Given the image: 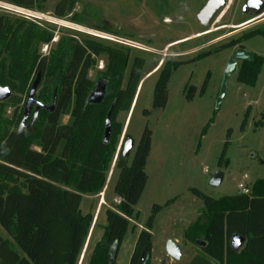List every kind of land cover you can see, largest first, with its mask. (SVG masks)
Returning a JSON list of instances; mask_svg holds the SVG:
<instances>
[{"label":"trees","instance_id":"16d2710c","mask_svg":"<svg viewBox=\"0 0 264 264\" xmlns=\"http://www.w3.org/2000/svg\"><path fill=\"white\" fill-rule=\"evenodd\" d=\"M0 1L22 10L43 12L48 0ZM74 5L73 0H59L54 17L64 19L72 14ZM71 20L81 23L73 14ZM81 36L61 37L47 55H42V47L52 44L51 29L0 15V87L12 92L10 100L0 102V264H78L90 239L94 212L83 215L81 201L100 195L106 186L123 129L118 117L131 109L145 61L131 57V50L119 44L83 33ZM255 37L264 38V31L243 33L222 49ZM99 58L104 59L105 66L96 72L93 81L89 74L96 70ZM181 64L170 60L161 64L153 89L154 110L165 108L167 84ZM262 64L264 59L258 56L251 62L244 61L237 81L253 87ZM38 73L41 83L35 99L54 108L51 113L42 109L32 128L19 136V116L7 119L5 109L25 104ZM99 81L106 84L103 102L86 104ZM187 91L191 99L195 89ZM112 107V133L104 145L105 119ZM64 117L68 118L66 123H62ZM150 138L151 132L145 128L130 165L119 152L113 188L119 202L105 210L103 234L84 257L85 264H115L146 185L144 168ZM191 194L201 201L207 221L193 223L184 233L186 241L199 249L188 264H264V180L255 182L249 195L215 200L197 190H191ZM161 209L153 207L128 264H138L144 249L151 252L154 217ZM233 235L245 239L239 253L230 249Z\"/></svg>","mask_w":264,"mask_h":264},{"label":"rangeland","instance_id":"374dc122","mask_svg":"<svg viewBox=\"0 0 264 264\" xmlns=\"http://www.w3.org/2000/svg\"><path fill=\"white\" fill-rule=\"evenodd\" d=\"M58 1L48 0L43 12L31 11L39 20L14 14L2 1L0 15L26 19L51 29L52 44L42 47V55H47L59 38L80 39L81 34L88 31L111 37L130 49L131 57L143 58V77L154 73L163 62L183 63L169 79L164 109L152 108L156 73L143 81L137 104L130 113L128 136L133 149L128 164L145 128L151 132L150 151L144 168L146 185L134 207V216L115 264H128L138 234L151 217L154 206L162 209L154 217L150 263L188 264L199 249L186 241L184 233L193 223L207 221L201 201L191 190L217 200L238 195L239 184L250 189L255 182L264 180V64L253 87L240 84L236 75L230 77L217 108L229 58L244 51L264 59V38L255 37L233 48L222 47L243 33L255 29L264 31V12L244 15L241 9L248 0H227L225 9L204 28L197 21V15L208 0H73L72 14L81 22L75 23L71 20L72 14L64 19L54 17L53 9ZM203 53L210 54L200 57ZM130 64L131 61L127 72ZM104 66V59L99 58L96 70L89 74L90 79L96 81V72H101ZM190 87L195 92L188 99ZM23 105L18 109L7 107L5 118L11 119L15 114L20 123ZM125 117L126 114H120L118 121L123 124ZM66 122L67 117H64L62 123ZM216 173H221L223 179L214 187L211 179ZM117 177L118 171L111 166L108 179L111 178L112 183L103 209L114 207L113 188ZM101 196L95 200L83 197L81 213L94 212ZM104 213L102 210L96 218L91 250L103 234ZM174 239L181 242L184 251L180 262L172 261L164 252L166 242ZM86 254L84 247L78 264H85Z\"/></svg>","mask_w":264,"mask_h":264},{"label":"water","instance_id":"95a60500","mask_svg":"<svg viewBox=\"0 0 264 264\" xmlns=\"http://www.w3.org/2000/svg\"><path fill=\"white\" fill-rule=\"evenodd\" d=\"M226 0H208V2L205 4L204 8L200 11V13L197 15V20L200 23V25L204 28H208L213 19L225 9L226 7ZM247 6L254 10L256 15H260L262 12H264V3L259 2L257 0H249L247 2ZM255 58V55L244 52V51H238L235 53L234 56H231L226 64L224 74H223V80L221 85V90L218 96L217 101V108L219 107L224 93H225V87L226 82L228 79L232 76H234L237 72V62L241 61H248L251 62ZM41 83V74L38 73L30 87V90L28 92L25 104H24V112L23 116L21 118V121L19 123L17 134L20 136L25 130L31 129L34 123L36 122L39 112L42 109H45L48 112H52L54 105L51 106H44L40 102H38L35 99V96L37 94V91L39 89ZM106 96V84L103 82H97L95 84L94 89L89 94L86 100V104L89 105H99L103 102L104 98ZM12 97V92L7 87H0V102H7ZM113 113V107L109 110L107 117L105 119L104 124V133H103V144L107 145L111 133H112V125H111V117ZM133 149V142L129 136H126L120 147V157L124 159H128L131 151ZM223 179V175L221 173H216L213 178L211 179V185L214 187H217L221 184ZM198 245L204 246V244L197 242ZM245 244V239L238 235H233L230 238V249L234 253H239L243 246ZM115 246L111 250V253L114 251ZM165 253L168 258H170L172 261L180 262L183 258V250L179 243L169 240L166 242L165 245ZM150 260V250L144 249L142 254L140 255L138 264H148ZM113 260H111L112 262Z\"/></svg>","mask_w":264,"mask_h":264},{"label":"crops","instance_id":"0c3cea01","mask_svg":"<svg viewBox=\"0 0 264 264\" xmlns=\"http://www.w3.org/2000/svg\"><path fill=\"white\" fill-rule=\"evenodd\" d=\"M159 68H160V67H159ZM158 70H159V69H158ZM156 73H157V71L154 72V73H153V72H152V73H149V74L145 75V77L142 76V80H141V82H140V84H139V87H138V89H137V92H136V95H135V98H134L133 104H132V106H131V109H130L129 113L126 114V117H125L124 123L122 124V123L119 121V122L123 125V129H122V134H121V137H120V140H119L118 146H117V150H116V153H115V157H114V160H113V164H112V168H113V169H114V163H115V161H116V159H117V156H118V154H119V152H120V147H121L120 145H121L123 139H124L126 136H128V129H129V125H130V123L128 124V121H129L130 113H131L132 108H133V106L135 105V103L137 104V100H138L139 92H140V90H141L142 83H143V81H144L146 78L152 76L153 74L155 75ZM67 120H68V118H67ZM113 172H114V171H113ZM113 172H112V174H113ZM111 178H112V177H111ZM111 178L107 179L106 186H105L103 192L101 193V194H102V196H101V202H100V203L98 204V206H97V201H96V204H95V207H94V210H93V211H94V214H96V216H95V218L93 219V224H92V227H91V230H90V233H89L90 239L87 240L86 245H85V250H86L87 254L91 251L90 244H91V241H92L93 235H94V233H95V228H96V222H97V219H98L99 216L101 215L102 210H106V209H108V207H107L106 209H103L102 206H104L103 204H105V199H106V196H107L108 191H109V186H110V184L112 183V182H111ZM87 198H89V199H91V200H95L96 198H98V196H96V197H87ZM118 201H119V200L114 196V204H117ZM96 218H97V219H96ZM152 236H153V235H152ZM174 241L177 242V243H179V244L181 245V242H180L178 239H174ZM182 250H183V248H182ZM88 251H89V252H88ZM164 252H165V251H164ZM195 254H196V253H195ZM195 254H194V255H195ZM165 255H166V253H165ZM194 255H193V256H194ZM183 256H184V251H183ZM193 256H192V257H193ZM190 260H191V259H190Z\"/></svg>","mask_w":264,"mask_h":264},{"label":"built area","instance_id":"2783aa9c","mask_svg":"<svg viewBox=\"0 0 264 264\" xmlns=\"http://www.w3.org/2000/svg\"><path fill=\"white\" fill-rule=\"evenodd\" d=\"M6 7V9H10V11H12L14 14H17V15H21V16H25V17H32V18H36L39 20L38 16L37 15H33L31 13V11H26V10H22V9H19V8H16V7H12L10 5H6L4 6ZM86 35H90V36H93V37H96V38H99V39H102V40H106V41H109V42H114L116 44H120L122 45L121 42L119 41H115V39L111 38V37H108L106 35H102V34H95V33H92V32H85ZM121 146V145H120ZM238 189H239V194H243V195H249V189L244 187L243 184H239L238 186Z\"/></svg>","mask_w":264,"mask_h":264},{"label":"flooded vegetation","instance_id":"af4514ba","mask_svg":"<svg viewBox=\"0 0 264 264\" xmlns=\"http://www.w3.org/2000/svg\"><path fill=\"white\" fill-rule=\"evenodd\" d=\"M248 1H249V0H248ZM248 1H247V2H248ZM257 1H259V0H257ZM226 2H227V0H226ZM247 2L245 3V5L242 6L241 13L244 14V15H248V16H249V15H252V14H255L254 10L251 9V8H249V7L247 6ZM259 2H261V1H259ZM262 3H264V2H262ZM197 21H198V20H197ZM199 24H200V23H199ZM238 63H240V65H239V66L237 65V72H236V74H235L236 76H237L238 71H239V68H240V66H241V64H242L243 62L238 61L237 64H238Z\"/></svg>","mask_w":264,"mask_h":264},{"label":"bare ground","instance_id":"6f19581e","mask_svg":"<svg viewBox=\"0 0 264 264\" xmlns=\"http://www.w3.org/2000/svg\"><path fill=\"white\" fill-rule=\"evenodd\" d=\"M248 24H249V23L244 24L243 26H246V25H248ZM177 44H179V42H178V43H173V44L169 45L168 47L170 48V47H172L173 45H177ZM158 69H159V67H157V68L154 70V72H156Z\"/></svg>","mask_w":264,"mask_h":264}]
</instances>
